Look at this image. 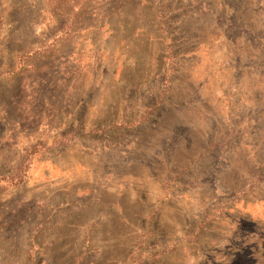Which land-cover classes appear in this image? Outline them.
<instances>
[{
    "label": "rangeland",
    "instance_id": "obj_1",
    "mask_svg": "<svg viewBox=\"0 0 264 264\" xmlns=\"http://www.w3.org/2000/svg\"><path fill=\"white\" fill-rule=\"evenodd\" d=\"M0 264H264V0H0Z\"/></svg>",
    "mask_w": 264,
    "mask_h": 264
}]
</instances>
